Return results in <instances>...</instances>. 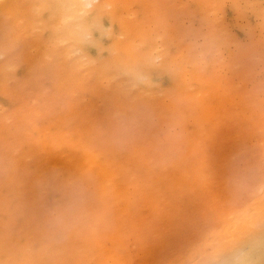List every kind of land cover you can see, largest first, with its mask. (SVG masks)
Here are the masks:
<instances>
[{
  "label": "bare ground",
  "instance_id": "bare-ground-1",
  "mask_svg": "<svg viewBox=\"0 0 264 264\" xmlns=\"http://www.w3.org/2000/svg\"><path fill=\"white\" fill-rule=\"evenodd\" d=\"M211 29L259 52L232 0H0V264H233L264 238V62L213 61Z\"/></svg>",
  "mask_w": 264,
  "mask_h": 264
},
{
  "label": "clouds",
  "instance_id": "clouds-1",
  "mask_svg": "<svg viewBox=\"0 0 264 264\" xmlns=\"http://www.w3.org/2000/svg\"><path fill=\"white\" fill-rule=\"evenodd\" d=\"M53 8H59L66 11L73 10L82 0H44ZM233 6L237 11L252 12L258 21V31L260 34L259 52L251 50L249 52H240L234 49L228 37L219 29L209 30L202 38V47L207 51L209 58L213 61H223L231 55L248 56L252 59H260L264 62V0H232ZM208 7H218V5L207 4ZM65 31L70 33L72 43L81 50L88 48H97L103 52L105 47L103 40L110 38V30L100 32L99 38L96 36V30L91 32L82 29L73 28L71 25L65 26ZM11 49L0 48V60L8 61ZM260 124L264 129V86L260 89ZM264 167V160H262ZM233 264H264V238H255L250 240L241 250L239 258Z\"/></svg>",
  "mask_w": 264,
  "mask_h": 264
}]
</instances>
